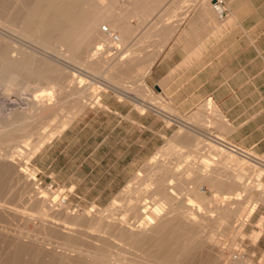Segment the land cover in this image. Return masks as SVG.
Wrapping results in <instances>:
<instances>
[{
    "label": "crops",
    "instance_id": "crops-1",
    "mask_svg": "<svg viewBox=\"0 0 264 264\" xmlns=\"http://www.w3.org/2000/svg\"><path fill=\"white\" fill-rule=\"evenodd\" d=\"M77 1L84 0H72V7ZM212 1L78 6L97 8L98 18L118 35L109 40L119 45L103 52L91 36L95 49L87 53L112 56L103 70L128 72L130 91L110 83L99 102L48 141L34 157L42 178L72 189L76 198H114L163 143L155 135L169 133L165 120L209 102L223 118L218 130L226 143L254 152L264 166V0H224V17Z\"/></svg>",
    "mask_w": 264,
    "mask_h": 264
},
{
    "label": "rangeland",
    "instance_id": "rangeland-1",
    "mask_svg": "<svg viewBox=\"0 0 264 264\" xmlns=\"http://www.w3.org/2000/svg\"><path fill=\"white\" fill-rule=\"evenodd\" d=\"M13 2L14 1L12 0H0V16H2L6 22L17 17V24L21 19L24 18L26 6H23V8L19 7V13L17 14L15 12L16 9L14 8L16 7H14ZM112 2L113 0L101 1V3L104 4H109ZM77 3L87 8V6L90 4L92 6H97L98 0H84L77 1ZM104 4H100V6L103 7ZM79 5H77L76 7H78ZM0 30L2 29L0 28ZM33 31L30 30L29 32H27V35H30V37L36 35L35 33H33ZM80 34H82L83 36L77 41H81V45L71 50L80 52L75 56H77L81 61H84L85 66H88L87 64L90 65L91 61V66L98 67L99 80H96L101 82L93 81L92 79L85 76H82L83 80L82 82H80L79 76L81 75L78 71L66 72L64 70H61L56 73H51V78L54 81L52 85L54 87H52L50 91L53 96H44L40 98V100L44 103H50L54 101L59 106L64 108V110H66L71 106L76 98L66 97V92H63L62 87L66 88L70 86L69 88L72 89L78 86L82 87V85H84L85 83L93 81V84L87 89L85 96H82L81 99L79 98V100H81V105L79 103V108L76 110V112L70 114V119L76 117L82 111V109L85 108V106L96 104V102H99L103 92H108L111 89V84L124 87V89L130 91V87L128 86V72L103 70L105 66L104 64L111 62V60H109L108 58H112V56H105V58H103V56H100L98 57L97 61L90 60L89 62L85 63V61H87L88 59L93 58V55H88L87 52L95 49L92 48V43L94 40L91 35L88 36V33L84 31ZM27 39L31 41V38ZM106 40L109 42H105ZM57 41H59V38L55 33L47 38V45L50 44L49 48L51 51H63L64 49H70L69 47L61 48L57 46ZM102 43H104L101 44L102 52L103 48L105 47L119 45V43H112V41L110 42V40L106 38ZM4 46L5 44L3 42H0V50ZM83 51H85L86 53L83 54ZM78 64L79 66H81L80 63H77V65ZM40 65V62L35 61L31 64L26 65V67L28 66L29 68H22L23 71H21V73L27 79L30 93L31 90L36 88L37 83L47 82L38 78L37 74L41 75L40 72H42V75L46 73L49 74L47 65L43 66V68H41ZM105 80H107L108 87H106V85H103L104 83H102H106ZM132 89L133 91H137L136 89L140 90L141 88L133 87ZM15 94L16 93L12 92V94H10L7 99L5 97L3 98V100L0 99V106H2V108L4 107L1 111L2 114H0V116L2 115L0 117V121L4 123H8L9 121V124L0 126L1 129L4 127L7 128V130L0 135V152H11L13 150H18L17 148L19 147L22 148L24 146L23 149H25V153L23 156L20 154L18 155V153H14V162H9V166H11L9 175L5 177L2 182L3 190L0 192V201L3 203L2 207H0V264H6L7 262H11L9 264H35L36 262L38 264H69V262L70 264H96L95 262L98 259L91 257L90 255H92V253L90 252L96 251L98 249H104L108 244V250L120 252V254L125 255L124 257H127L128 260H133L141 264H157V262L152 261V259L142 256V254L139 251L137 252L134 248L125 245L122 241L114 238L113 236L111 237V235H109L107 231L109 229V226H120V220L125 216L127 220L132 224V226L136 228V219L139 218L140 214L138 213V215H135L136 213H132L136 211H132L129 204L136 203L137 198H139V196L141 198L146 193L145 186L150 181V177L156 176L158 174L159 170L161 169V165H164L166 163V160L176 161L175 159H177V156H179L180 159H183V155L185 156L184 160L188 162L190 161L191 164L193 162H191V159L195 160L193 162L195 164H192V168H194V170L198 171L199 169L201 170L203 168V170H206L209 166V168L212 169L211 171L208 168L207 170H209L210 172L206 171L207 174L205 173V171L201 170L200 173H196L197 171H188L184 175L185 179L197 182V188L204 192L205 196L209 199L208 203L206 202L205 206H201L202 211H204L201 215L202 217L200 216V219L202 220L199 219L200 222L198 221L196 223L197 227L195 232V243H202L200 250L197 249L198 251L202 250L201 252L203 254H201L204 255H201V259H204L207 256H211L216 259L222 258V260L219 259V264L226 263L228 260L229 261L227 264H236L239 260L246 261L247 264H253L263 259L264 166L259 163L260 159L254 152L245 150L252 155L246 157L238 152L228 150L226 148H220L216 144L214 145V143L207 137L210 136L212 137V139H214V136L218 135L225 139L224 134H222L218 130L220 123H223V118L221 117V121L216 118V114H220V112L215 104L211 102L204 103L199 106L196 111H192L185 115L173 112L176 116H171L167 121L165 120V122L169 126V133L166 134L163 139L161 136L155 135V142L158 141L159 143H163L158 146V148L150 158H148L138 166V168L135 170L129 180L122 186L121 190L115 195V197L106 200H87L76 198L74 197L72 189H68L65 186L52 181H46L41 177L39 170L35 167L34 157L48 143V141H50L57 135L58 132H55L51 137L46 134L44 144L42 146L37 145L33 150V145L37 140L40 139L38 133H34L33 136L29 135L30 137L26 142H20L19 139L18 141L17 136L20 132H36V126L40 125V121L44 119L40 116L37 117V119L42 120L38 121L37 119H34L36 120L34 121L31 119L30 121L32 123L29 122L30 125L29 123L26 124L25 113L22 112V107L20 105L19 106L21 109H18L19 103L17 101H19V96ZM14 95L18 98H15ZM14 98L16 100H14ZM29 98L32 99V97L30 96ZM206 104H209V110L206 108ZM12 109H14V111ZM11 110L13 112H11ZM16 111H18L19 113L16 114ZM11 115L14 118L16 117L17 119L20 118V121L23 123L22 124L18 119V121L21 123V126H19L20 128L16 127V121L13 122L15 119L12 118L13 121L9 119L11 118ZM22 115L24 116V118L22 117ZM5 117L7 121L5 120ZM213 121L217 123L215 124ZM24 123L26 125H24ZM53 123L55 124L53 126V130L56 131L57 129L55 127H57L58 122L53 121ZM160 123L161 121H157L155 126H158ZM207 124L210 126H208ZM49 127L50 126H48L47 128L43 127L40 131L50 129ZM187 132L190 136L195 137L199 140L201 139V142L197 143L198 149H196V145V147L194 146V148H192L193 146L182 147V144L184 145V143H181L180 141L181 147L179 146L178 152H180L181 154L178 153L175 155H170V153H168V150L171 141L177 140L176 138H178L179 135ZM202 143H204V145ZM199 146H202L203 148ZM216 146L219 149H216ZM185 148L189 149L185 150ZM199 148L202 149L200 150ZM194 150L196 151L194 152ZM192 155H194L195 157ZM186 161L183 162V164H185ZM188 166L189 165H187V167ZM198 166L201 167L198 168ZM195 167L198 169H196ZM21 168H24L26 170V174L20 171ZM202 171L206 174V176ZM202 173L203 175L201 176ZM193 174H195L196 177H194ZM191 175L196 179H192ZM214 179L218 180V182H220V180H223V182L225 183H219V186L218 184H216V180L214 181ZM142 181L144 183H142ZM222 184H224V186ZM217 185L219 187H217ZM236 187L240 188L239 190L241 191V194H239V190H235ZM144 191L145 193H143ZM224 193L231 194L233 198L230 201H225ZM64 198L66 200L65 202H62ZM40 200L45 201L43 202L45 206L40 207L38 205ZM188 200L192 201L193 198L188 195L187 201ZM202 207H204L205 209ZM224 208H227L226 211H229V213L225 220H221L217 217L219 210H223ZM241 208L242 212L238 213ZM209 209L210 212L207 211ZM66 211L69 215L67 217L65 214ZM89 214L98 218H100L102 215L103 217H105L101 226V230H97V226L96 228H94L89 227L88 225H73L72 228L64 226V220H69L71 217L78 215ZM173 214H176V212ZM201 221L203 223H201ZM210 234L213 235V239H210ZM17 243L25 245L23 251H21L19 254L16 249ZM78 247L80 249H78ZM220 250H222L223 253ZM219 252H221L222 254H219ZM195 253V258L200 259V252L198 253L196 251ZM9 258H11V261L8 260ZM225 258L226 260H224ZM60 260L62 261V263ZM173 262L170 264H175V262Z\"/></svg>",
    "mask_w": 264,
    "mask_h": 264
},
{
    "label": "bare ground",
    "instance_id": "bare-ground-1",
    "mask_svg": "<svg viewBox=\"0 0 264 264\" xmlns=\"http://www.w3.org/2000/svg\"><path fill=\"white\" fill-rule=\"evenodd\" d=\"M12 1H14L13 2L14 7H16L14 9H16L15 12L17 14L19 13V7L23 8V6H26V12H25L24 18L21 19L19 21V23H17V24H16V22H18L17 17L14 19L8 20L6 22L3 19V17L0 16V24H1L0 28L2 30H4V31L0 30V42H3L5 44V46L2 47V49L0 50V99L3 100L4 97L7 99V97L10 94H12V92L16 93L17 96H19V98L17 96H15L16 94L14 95V97L15 98L17 97L19 100V101H17L19 103L18 109H21L20 108V106H21L22 112L25 113V119H26L25 123L26 124L29 122L32 123L30 121L31 119L34 120L40 116L44 119V120H42V119L38 120L37 119L38 121H40V120H42V121H40V125L36 126L37 127L36 132H32V133L29 131L20 132L19 135L17 136V140L19 139L20 142H26L30 137L29 135L33 136L34 133H38L40 139L36 141V143L33 145V147L31 146L32 150H33V149H35V147L37 145L42 146L44 144L46 134H48L49 137H51V136H53V134L55 132H58V133L62 132V130L64 128H66V126L72 120V119H70L71 118L70 114H72L73 112H76V110L79 108V103L81 101V100H79V98L81 99L82 96H85L87 89L93 84V81L101 82V81H98L99 80L98 79L99 78L98 67L91 66L92 62L90 61V60H92V61L96 60L97 61L99 55L96 53L93 55V58L85 61V63H87L89 61L91 63L90 65L87 64L88 66H85L84 61H81L80 59H78V57L75 56L76 55L74 53L75 51L71 50L72 46H76V45L81 44V41L78 42L77 40H73L72 36H78L80 38L81 36H83L80 33L84 31V32L88 33V35L95 37L96 44H98V42H99L100 45L104 44L105 42H109L106 40L104 43H102L105 38L109 40V37H110V38L114 39V41H118L119 37L117 34H116L117 38L113 37L111 35V32L115 34L114 30L110 27V25L105 21L104 18H100V19L98 18L97 8H94L93 10L90 9V12H88V11L86 12L83 10V8L81 6L80 7H72V4H73L72 0H12ZM74 1L76 2V0H74ZM101 1L102 0H100V2ZM101 4H104V3H101ZM104 26L107 28V31L104 29ZM30 30L33 31V33H35L36 35H34L33 37H30V35H27V32H29ZM53 33L57 34V37L59 38V41H57V43H56L57 46H59L61 48H63V47L68 48L69 47L70 49H64L63 51H61V50H57V51L52 50L51 51L49 48L50 44L47 45V38L50 37ZM23 36H25V37H23ZM27 38H31V41L28 40ZM35 61L40 62V64L42 65V66L40 65L41 68H43V66L47 65L49 74L46 73V74L42 75V72H40L41 75L37 74L38 78H40V80L47 81V82L37 83L36 88L31 90V93H30L29 92L30 88H29V85L27 83V79L25 76L22 75L21 71H23V69H27V67L29 66L28 65L26 67L27 64H31ZM77 63H80L81 66H79V64L77 65ZM82 66H85V67H82ZM61 70H64L66 72L67 71H71V72H75V71L77 72L78 71L81 75V76H79L80 82H82V80H83L82 76L88 77V78L93 80V81H90L89 83H85L84 85H82V87L78 86V87H74L72 89L69 88L70 86L66 87V88L62 87L63 92H66V97H75L77 99V100L75 99L73 101V103L71 104V106L66 110H64V108L59 106L54 101L50 102V103H44L43 101L40 100V98H42L44 96H53L51 91H50L52 89V87H54L52 85L54 83V81L51 78V73H56V72L61 71ZM91 71H94V72H91ZM46 72H47V68H46ZM96 79H98V80H96ZM103 79H101V80H103ZM105 81H106V83L105 82H102V83H104L103 85H106V87H108L107 80H105ZM29 96L32 97V99H30ZM15 98H14V100H16ZM80 105H81V103H80ZM209 107H210L209 104H206V108L208 109ZM3 108H2V106H0V112L2 111ZM14 109H12V110L14 111ZM6 110H7V108H6ZM12 110H11V112H13ZM16 112H17L16 114H18L20 112V110H19V112L18 111H16ZM0 114H2V112ZM20 114H21V112H20ZM10 117L11 118H9V119H11V121H13V119H15L13 122H15V121L17 122L16 127L21 126L22 122L20 121V118H18V119L21 123L18 121V119L16 117L14 118V117H12V115ZM22 117L24 118L23 115H22ZM221 117H222L221 114H219V113L216 114L217 119L220 120ZM72 118H73V116H72ZM5 120H6V117H5ZM11 121H10V123H11ZM34 121H36V120H34ZM53 121L58 122L57 127H55L57 129L56 131L53 130V126L55 125L53 123ZM220 121H218V122H220ZM25 123H24V125H26ZM30 123H29V125H30ZM7 124H9V121H8V123L7 122L4 123V122L0 121V126L7 125ZM48 126H50L49 127L50 129H45L44 131H40L41 128H43V127L47 128ZM208 126H210V125H208ZM219 128H220V126H219ZM6 130H7V128H5V127L2 129L0 128V135L3 134ZM209 133H211V132H209ZM205 136H207V135H205ZM207 137L214 143V145L216 144L220 148H226L228 150L233 151L232 147L230 146V143H228V142L226 143V140L224 138H222L218 135L214 136L216 139L215 138L212 139V137H210V136H207ZM176 139L177 140L171 141V144L169 146V150H168L169 152L168 153H170V155L171 154L175 155L178 153L181 154L180 152H178L179 146H180V141H181V143H184V145L182 144V147H192L193 146L192 148H194V146L196 145L197 146L196 149H198L197 143L201 142L200 141L201 139L199 140L195 137L190 136L188 134V132L182 133ZM202 144L204 145V143H202ZM231 145H233V144H231ZM217 146H216V149H219V148H217ZM199 147H202V146H199ZM23 148H24V146L22 148L19 147V148H17L18 150H13L11 152L10 151H6V152L1 151L0 152V192L3 190V188H2L3 187L2 186L3 179L9 175V172L11 170V168H10L11 166H9V162L10 163L14 162V153H18V155L20 154L23 156L25 153V149H23ZM192 148H190V149H192ZM180 149H184V148H180ZM188 149L189 148H187V149L185 148V150H188ZM2 150H3V148H2ZM195 151L196 150H194V152ZM199 152H201V151H199ZM220 152H221V150H220ZM167 155H169V154H167ZM192 156H194V155H192ZM182 157H183V159H180L179 156H177V159H175L176 161L166 160V163L164 165H161V167H160L161 169L159 170L158 174L156 176L150 177L151 178L150 181L145 186L146 193L144 191L143 193H145V194L141 198L138 195L139 198H137L136 203H133V204L128 203L131 207V210L136 211V212H132V213H136L135 215H138V213L140 214L139 218L136 219L137 220L136 221L137 227L136 228L133 227L132 224L127 220L126 216L125 217L123 216L124 218H121V220H120L121 222L119 221L120 226H118V227H110L109 226L107 233L109 235H111V237L113 236L114 238L122 241L125 245H128V246L134 248L137 252L139 251L142 254V256H144L145 258H149V259H152V261L157 262V264L158 263L159 264H170L173 261L175 262V264H192V263L196 264L197 262L199 264H219V259L222 260V258H219V257H218L219 259H216V258H213L211 256H207L206 258L201 259V255L203 253L201 252L202 250L201 251H198V250H200L202 243L201 244L195 243V240H196L195 232H196V227H197L196 223L199 221L200 216L204 212V211H202L201 206H205L206 202L208 203L209 199L205 196L204 192H202L199 188H197V186H196L197 182H193L191 179H190L191 181H189L188 179L184 178V175L186 172H188V171H191V172L194 171L195 172L197 170H194V168H192V164L193 165L195 164V163H193L195 161L194 159L192 160L190 158L191 162L193 161L191 164L190 161L188 162V161L184 160V157H185L184 155ZM170 158H172V157H170ZM207 160H209V159H207ZM185 161H186V163L183 164V162H185ZM187 165H189L188 166L189 168L187 167ZM197 165H198V163H197ZM200 167L198 166V168H200ZM198 168H196V169H198ZM203 169H201V170H203ZM207 169L203 170V171H205V173H206V171H209V170L212 171V169H210V168H209V170H207ZM201 170L199 169L196 173H200ZM20 171L22 173L26 174V170L24 168H21ZM203 173L201 174V176L203 175ZM206 174H205V176H206ZM193 175H194V177H196L195 174H193ZM212 176H210V177H212ZM191 177H192V175H191ZM194 177H192V179ZM194 179H196V178H194ZM215 180L216 179H214V181ZM195 181H197V180H195ZM217 182H218V180H216V184L219 185V183H222L223 180H220V182H218V183ZM142 183H144V182L142 181ZM223 183H225V182H223ZM218 185H217V187L220 186V185L219 186ZM222 185L224 186V184H222ZM233 186H235V185H233ZM236 186H237V183H236ZM239 189H240L239 187L235 188V190H237V191ZM241 190H243V189H241ZM142 191H143V189H142ZM239 194H241V191ZM188 195H190L193 198L192 201H189V200L187 201ZM222 196H223V194H222ZM131 198H133V197H131ZM224 198H225V201H230L233 197L231 196V194H225L224 193ZM135 201H136V199H135ZM43 202H45V201L40 200L38 205L40 207L45 206L43 204ZM2 205H3V203L1 202L0 207H2ZM179 208H181V209H179ZM202 208H204V207H202ZM224 209L219 210L217 218H219L221 220L222 219L225 220L229 211L228 212L226 211L227 208L225 210ZM173 211H175L176 214H173V213H175ZM207 211L210 212V209ZM241 212H242V208H241V210L238 211V213H241ZM171 213H172V215H171ZM65 214H66V217L69 216L67 211L65 212ZM106 215H108V214H106ZM104 218L105 217H103V215L100 218L94 217L91 214H89V215H78V216L71 217L69 220H64V222H65L64 226L68 227V228H72L73 225H84V226L88 225L89 227H94V228H96V226H97V228H98L97 230H101V226H102V223L104 221ZM209 219H211V218H209ZM200 220H202V219H200ZM201 223H203V222L201 221ZM210 235H211L210 239H213L214 238L213 235L212 234H210ZM29 244H31V243H29ZM38 244H40V243H38ZM13 245H14V243H13ZM16 246H17L16 249H17L18 254L21 251H23V249L25 247V245H23L21 243H17ZM108 246H109V244L107 246H105L104 249H98L96 251L90 252V253H92V255H90L91 257H94V258L99 260V261L97 260L95 262L96 264H141V263H138V262L133 261V260H128L127 257L125 258L124 257L125 255L120 254V252L108 250ZM14 247H15V245H14ZM78 249H80V248L78 247ZM14 250H15V248H14ZM196 251L198 253L200 252V259L195 258V256H196L195 252ZM220 251L222 252V250H220ZM122 252H124V251H122ZM221 252H219V254L223 253V252L222 253ZM186 255H188V256H186ZM202 256H204V255H202ZM33 259H35V258H33ZM8 260L11 261V258H9ZM224 260H226V258ZM39 261H41V260H39ZM228 261L226 263H223V264H227ZM33 262H34V260H33ZM9 263H11V262H7L6 264H9ZM61 263H62V261H61ZM42 264H45V263H42ZM69 264H70V262H69ZM236 264H247V262L243 261V260H239L238 263H236Z\"/></svg>",
    "mask_w": 264,
    "mask_h": 264
},
{
    "label": "built area",
    "instance_id": "built-area-1",
    "mask_svg": "<svg viewBox=\"0 0 264 264\" xmlns=\"http://www.w3.org/2000/svg\"><path fill=\"white\" fill-rule=\"evenodd\" d=\"M212 7H213V9L218 13V15L220 16V17H224V16H226L227 14H228V9H227V6H226V4H225V2H224V0H213L212 1ZM104 29L107 31V28L104 26ZM111 35L113 36V37H115V38H117L116 37V34H114V33H112L111 32ZM231 147H232V149H233V151H235V152H238V153H240V154H242V155H244V156H246V157H249L251 154L249 153V152H247V151H245V150H243V149H240L238 146H236V145H230ZM252 156V155H251ZM65 198L62 200V202H65ZM253 264H264V257H263V259L262 260H260V261H257L256 263H253Z\"/></svg>",
    "mask_w": 264,
    "mask_h": 264
}]
</instances>
